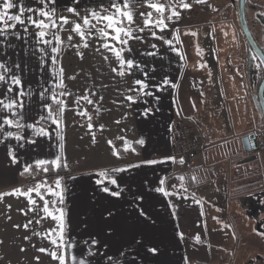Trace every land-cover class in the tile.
Listing matches in <instances>:
<instances>
[{
  "label": "crops",
  "instance_id": "1",
  "mask_svg": "<svg viewBox=\"0 0 264 264\" xmlns=\"http://www.w3.org/2000/svg\"><path fill=\"white\" fill-rule=\"evenodd\" d=\"M165 1L171 4L164 13V16H168L171 7L177 9L172 5L173 0H148L149 3ZM13 2L17 6L22 4L25 9L54 8L56 12L66 11L68 7L88 12L101 11L110 5V0H55L54 4L46 6L40 0ZM189 5L192 9L187 20H193L194 23L184 28L185 31L181 33L184 40L177 38L182 22L171 19L165 20L167 27L163 31L151 28V31L163 39L153 38L146 29L144 32H135L143 38L142 42L129 40L128 45L123 46L122 57L134 59L141 65L140 69H133L131 75L126 72L121 77L112 72L111 69L118 65L99 68L95 60L104 54L105 49L91 46L90 57L95 60L89 69V76L85 83L75 85L72 101L67 100L68 96L64 97L67 110L62 115L60 127L57 128L51 121L44 124L49 132L47 137L35 136L32 129L17 130L5 126L4 131L14 134L19 131L26 138L24 141H17L14 137L5 138L4 131H0V140L3 141L0 143V209L3 208L0 210V251L4 252L0 255V261H47L52 256L54 245L50 241L57 237L48 234L57 227V221L47 217L42 211L44 201L51 202L47 190L49 184L42 187L45 191L41 194L44 196L43 200L36 192L31 193V198L36 202L33 205L29 204L27 195L18 194L15 190L26 193L30 188L26 180L19 178L25 166L35 165L34 162L39 159L51 161L57 156L62 157L63 117L65 122L74 121L78 125L85 121L91 123L92 128L89 131L95 140L108 139L116 144L117 139L131 138L133 150L132 156L113 159L103 170L117 181L116 185L99 175L103 171H97L90 166L67 168L66 174L59 176L63 184V188L58 191L63 196L61 209L65 213V238L73 245L71 249H63L67 264H73L72 256H76L77 260L86 258L91 264H110L107 256H113V264H186V261H197L193 255L195 253H199L204 261H222L235 239L221 218L218 208L226 185L229 197L228 217L237 238L236 245L243 249L245 245L254 243L252 225L238 217L242 209L234 202L236 184L247 178L248 163L236 164L244 155L240 143L244 135L238 132L225 135L224 124L213 104L214 94L210 89L211 77L207 74L209 71L203 62L204 53L198 54L196 43V30L202 25L210 26L219 20L218 0H201L199 3L197 0H189ZM9 11L10 14H18V7ZM129 11L134 15L133 29L143 26L146 17H142L140 13L152 12L153 21L160 18V14L148 8L142 0H132ZM28 15L33 14L25 12V17ZM208 17L211 22L207 24L196 22ZM36 31L28 26L26 34L23 26L17 25L14 30H10L7 40L0 38V61L21 77L23 89L30 93L25 98L23 110L25 123H33L44 112L41 105L48 97L40 99L39 93L43 88L63 91V88H55L59 83L58 63L54 65L48 56L36 52L37 48L43 47L35 43ZM52 31L59 34L58 29ZM13 33L19 34L21 39H17ZM25 36L27 40L24 39ZM165 41H170V44ZM112 43L115 44V41ZM152 44L157 47L152 48ZM115 46L121 48L119 44ZM17 64L20 65L19 70L14 67ZM53 69H56L55 74ZM136 79L149 84L147 90L153 94L143 96L128 91L129 88L138 87L133 83ZM165 79L169 83L162 88ZM156 85H160L159 90ZM7 86L0 83V95ZM178 94L179 98L175 100ZM126 95L135 96L136 103L130 104L126 101ZM84 96L93 103L89 104L84 99L76 102L77 98ZM81 112L87 115H80ZM4 115L10 114L0 113V116ZM174 120L188 123L192 128V135L201 139L205 146L213 147L225 142L230 144L223 148L221 157H209L204 150L194 165L179 167L180 160L172 157L170 124ZM31 139H35L36 143L27 142ZM162 139L163 142H160ZM140 140L144 142L142 145L138 143ZM144 160H158L163 163L142 164L141 161ZM136 164L140 166L128 167ZM113 168L127 170L112 172ZM201 172L204 174L203 178L194 182V176ZM166 177L170 178V188L164 190L171 195L156 191L157 188H163L161 180ZM98 180L103 182L98 184ZM105 186L112 191H119L121 195L113 197L101 191ZM245 208L247 210V205ZM57 209L59 207L49 204V210L56 215L59 214ZM37 220L40 222L37 223ZM29 221L32 223L29 224ZM180 221L184 222L186 233L195 236L192 241L190 239L191 243L184 237ZM26 224L27 228L24 227ZM93 238L99 241L92 249L99 250L95 258L87 256ZM85 241L89 244H85ZM41 248L46 251H40ZM150 248H155L156 251L149 252ZM212 250L216 251V258L214 252L211 255Z\"/></svg>",
  "mask_w": 264,
  "mask_h": 264
},
{
  "label": "snow or ice",
  "instance_id": "2",
  "mask_svg": "<svg viewBox=\"0 0 264 264\" xmlns=\"http://www.w3.org/2000/svg\"><path fill=\"white\" fill-rule=\"evenodd\" d=\"M142 2L150 9L155 10L156 13L160 14V18L156 21L152 20V12L148 13H140L142 17H146L143 20V26H137L133 29V25L135 24L134 15L129 9L132 6V0H110V5L108 8H103L101 11L92 10L86 13L84 16H81L80 13L77 11L75 7H68L66 11L71 13L74 17H76L79 22L70 21L67 16H60L58 19L60 24L58 25L56 22L55 13L56 10L51 8L49 10H45L44 8L40 9H32L27 8L25 9L24 6L21 4L17 6L13 0H0V38L3 40H7V36L10 30H14L17 25L23 26L24 32L28 33V26L35 28L37 31L34 33V39L36 45H42L43 47L37 48L36 52L41 53L43 56H48L51 60L52 64L58 63V57L61 54V46L63 45V41L61 37L57 34L56 31H52L54 29H63L64 25H68L72 23L71 32L77 34L81 41H83V46L85 48L88 47L87 40L94 35L98 34L99 38H102L105 43L102 44V47L110 52H112L118 61V67H114L111 69L112 72L116 73L117 75L123 77L125 73L131 75L133 69H140L141 65L138 64L134 59H125L122 57L121 53L123 51V46L128 45L129 40H139L143 41V38L136 35L135 32H144L146 29L150 31V34L155 39H163L162 36L158 37L156 32L151 31V28H159L160 31H163L167 24L165 20H171L173 16H178L179 14L173 10L171 15L164 16V13L170 5H165L162 3H149L148 0H142ZM197 2H201V0H197ZM40 3L43 5L54 4L55 0H40ZM181 6L183 8H189L190 5L186 3H182ZM14 7H18V14H10L11 9ZM114 10V11H113ZM25 12L32 13L33 15H28L25 17ZM34 17H42L41 18H34ZM95 21L96 23H93ZM102 24L103 27L97 28V25ZM95 30V31H93ZM15 34V33H13ZM17 39H21L19 34H15ZM51 38H48V37ZM27 40V36L24 37ZM68 40H72V36H68ZM115 41V44L121 45V48H117L115 44L112 43ZM165 43H169L170 41H165ZM152 48H156V44L151 45ZM49 50L51 55H49ZM99 50V49H98ZM128 51H131V48H128ZM175 51V49H173ZM35 55V53H33ZM145 53H142V55ZM147 55H155V53H146ZM77 55H81L82 53H77ZM105 60L108 59L107 56L104 57ZM41 65L43 66V61H41ZM14 67L19 70L20 65H14ZM53 73H56V69H53ZM59 73L62 75L63 69H59ZM147 76V73H144ZM74 78V77H73ZM0 83L7 84L6 90L3 91L2 95H0V113L7 112L10 115L0 116V131H4L5 126L16 128L17 130L20 129H32L33 133L37 137H47L49 132L47 128L44 126L48 121H51L52 124L56 125L57 128L60 127L62 123V115L67 110V104L65 103L64 97L71 95L67 91H58V90H50L49 88H43L42 91L39 93L40 99L44 100L45 96L48 97L47 101H45L41 107L44 109V112L41 113L38 118L34 120L33 123H25L23 117V110L25 108V98L26 96L30 95V93L26 92L23 89L22 80L19 75L13 73L12 68H9L4 62L0 61ZM134 85L138 87L129 88L128 91L135 92L138 94H142L143 96H150L153 93L148 91L147 89L150 87L145 81L136 79ZM164 84L169 83L167 79L163 81ZM157 89L159 90L160 85H156ZM56 89L64 88L62 79L60 82L55 85ZM15 93V95H10ZM50 93V95H49ZM79 99H84L87 103H93L92 100H89L87 96L77 98V103ZM102 99V98H101ZM126 101L130 104L136 103L135 96L126 95L124 97ZM50 101V102H49ZM145 111H148L147 109ZM46 113V114H45ZM80 115H87V113L81 112ZM91 120V117H89ZM43 122V123H42ZM89 129L92 128V124L89 123L87 125ZM103 126H101L102 128ZM5 138L14 137L17 141H24L26 138L19 134V131L14 134L12 132L4 131ZM3 141L0 140V143ZM27 142L35 144L36 140L31 139ZM94 142V141H93ZM139 144H143V140L138 141ZM111 144V141H109ZM22 146V145H21ZM11 155V152L9 153ZM113 155H118L117 152H113ZM172 159V158H167ZM13 162L15 163V157H13ZM35 167L37 170H42L45 173L49 171H54L55 169L60 168L61 166L67 167L66 163L62 164L61 157L57 156L55 159L48 161L44 159L36 160ZM142 164L147 165H155L157 163H163V161L158 160H144L141 161ZM47 165H51L52 168L47 167ZM140 164L136 165H129L128 167H139ZM32 169V165H27L23 169L22 175L24 173H29ZM126 168H113L112 172H123L126 171ZM100 176L109 179V182L113 185L117 184L115 179L109 177L107 171H103L99 173ZM183 180V177L179 178ZM102 180H98L97 183H102ZM55 188H48V192L51 195L58 197V201H44V205L42 211L46 214L47 217H51L53 220L57 221V227L52 229L51 232L48 234L56 235V239H52L50 242L56 248L59 249H71L72 243L67 242L65 238V226H64V211L62 209H57L56 211L59 213L58 215L54 214L52 211L49 210V204L51 203L53 206L58 203H63V196L59 189H61V180L57 178L55 180ZM164 181L161 180V184ZM45 185L41 182H37L34 187L29 188L26 193L20 192L19 189L15 190L16 193L21 195L28 196V202L30 205L35 204V200L31 198V193L36 192L40 199L43 200L44 196L41 195L40 189ZM101 191L108 193L113 197H119L121 193L119 191H112L108 187H103ZM156 191L162 192L165 195H171V193L165 192L164 188H157ZM32 210L31 208L29 209ZM141 215H144L141 212ZM111 216V213H109ZM37 223L40 221L37 220ZM32 221H29L31 224ZM25 228L28 227V224L24 225ZM39 235V233H37ZM27 239V237H25ZM85 244H89L88 241L84 242ZM99 243L96 239H91L87 256L95 258L99 254V250L92 251L93 248ZM40 251L44 252L46 249L41 248ZM149 252H155V248L148 249ZM53 259H58L60 264H65V256L63 254L57 255V252L51 253ZM123 255V253H121ZM107 261L110 264H113L114 258L113 256H107ZM73 264H91V261L86 258H80L77 260L76 256H72ZM99 264V262H98Z\"/></svg>",
  "mask_w": 264,
  "mask_h": 264
},
{
  "label": "flooded vegetation",
  "instance_id": "3",
  "mask_svg": "<svg viewBox=\"0 0 264 264\" xmlns=\"http://www.w3.org/2000/svg\"><path fill=\"white\" fill-rule=\"evenodd\" d=\"M218 5L220 18L210 27L218 59L220 84L226 97L232 94L246 99L253 120L254 140L250 139V150L244 151L239 159L257 158L248 163L247 178L241 183H246L243 184L242 195H249L264 191V150L258 149L253 143L257 139L264 142V118L259 103L260 94L264 101V0H218ZM204 26L196 30L198 54L204 53L200 48L205 35ZM207 74L210 76L209 72ZM242 108L247 111L243 102ZM238 217L251 223L254 243L249 245L252 250L245 253L246 257L240 256L238 251L231 256L230 248L227 261L264 264V224L256 226L251 219L247 221L244 210L239 212ZM234 242L237 244L236 237Z\"/></svg>",
  "mask_w": 264,
  "mask_h": 264
},
{
  "label": "rangeland",
  "instance_id": "4",
  "mask_svg": "<svg viewBox=\"0 0 264 264\" xmlns=\"http://www.w3.org/2000/svg\"><path fill=\"white\" fill-rule=\"evenodd\" d=\"M182 3L189 4V0H173L172 5L174 4L177 9L172 8L169 11L170 15L172 14V11L175 10L179 15L173 16L172 20H180L182 23V27L178 28V39H183V33L186 29V27L191 26V24L194 23V21L189 22L187 20L191 7L189 8H183L181 6ZM162 4L170 5V3H167L166 1ZM169 8V7H168ZM81 16H84L86 13H88L87 10H77ZM67 16L70 21H76L79 22V20L74 17L71 13H68L67 11H58L55 13V18L58 20L57 24H60L59 17L60 16ZM196 22H201L203 24H207L211 22V18H205L203 20H198ZM93 23H96L93 21ZM184 25V26H183ZM187 25V26H185ZM103 27L102 24L97 25V28ZM72 23H69L68 25H64L63 29H59V36L61 37L62 41L64 42L61 46V54L58 57V71L60 68L63 69L62 75L59 73V82L62 79L63 81V91H67L71 95L68 96L67 100L70 102L74 98V88L75 85L78 83H85L86 78L89 76V69L93 66L92 61L95 60L90 57V47H96L97 46L100 49H104L102 47V44L105 43V41L102 38L98 37L97 35H94L93 37L89 38L87 40L88 47L85 48L83 46V41H81L80 37L71 32ZM185 28V29H184ZM188 29V28H187ZM95 31V30H93ZM180 34V35H179ZM72 36V40H68V36ZM186 35V34H184ZM185 48V47H184ZM183 48V49H184ZM77 53H82L81 55H77ZM184 54H186V50L184 51ZM107 56L108 59L105 60L104 57ZM187 58V57H185ZM98 62L99 68L107 67H114L118 65V61L116 60L115 56L112 54H109L108 50L105 49V52L103 55H100L96 60ZM74 77V78H73ZM166 84H162V88H165ZM179 94L175 96V100H178ZM67 103V102H66ZM64 129H63V138H62V144L64 146V153L62 154L61 161L62 164L66 163L67 168L71 169H78V168H86V167H92L96 168L97 171H103L105 169V166H107L109 163L113 161V159L118 160V158H125L128 156L133 155V150L131 149L132 140L131 138H123V139H117L116 144H109L108 139H94V137L91 136V133L89 131V128L87 127L88 121L81 122V125L76 124L74 121H64ZM162 127L160 126V131ZM162 136V135H161ZM94 141V142H93ZM160 142H163V139L160 140ZM230 142L221 143L217 146L213 147H205L206 153L209 157L215 156V157H221L224 153V147L227 148L229 146ZM120 148L124 155H120L117 151V149ZM117 152L118 155H113V152ZM127 155V156H126ZM264 158V156H263ZM68 162V163H67ZM70 164V165H68ZM179 167H183V164L181 161H178ZM70 172V171H69ZM198 174L194 176L193 181H198L199 179L203 178L202 174ZM59 178V176H56L52 182L47 186L48 188H55V180ZM60 179V178H59ZM61 188H63V184L61 182ZM60 190V189H59ZM49 197L51 201H57V197L51 195L49 192ZM172 197V196H170ZM55 208L59 207L61 209V203H56ZM0 210H3L0 209ZM181 229L184 234V237L188 241V243H191L192 239L195 238V236L192 237V235H189L185 231V225L184 222L181 223ZM192 237V238H190ZM191 239V241H190ZM233 245H231L232 248ZM251 246H247L246 248L243 247L239 248L235 247V252L238 251V254L240 256L246 257L247 254L245 253L250 252L252 248ZM53 252H57V255L63 254L65 256V264H67L66 255L64 253L63 249H57L56 246L52 247ZM213 250L211 252V255H213ZM4 252L0 251V255H2ZM216 251L214 252V258L217 257L215 255ZM224 256L225 261H204L202 257L200 258L199 253L193 254L197 261H186V264H240L238 261H227L229 251L226 252ZM196 255V256H195ZM199 255V256H197ZM244 262V261H243ZM0 264H60L58 259H53V257H49L47 261H0ZM242 264V263H241Z\"/></svg>",
  "mask_w": 264,
  "mask_h": 264
},
{
  "label": "water",
  "instance_id": "5",
  "mask_svg": "<svg viewBox=\"0 0 264 264\" xmlns=\"http://www.w3.org/2000/svg\"><path fill=\"white\" fill-rule=\"evenodd\" d=\"M241 22L243 23L242 18H241ZM203 29L205 35L201 40L202 42L201 49L204 51L203 62L205 63L206 68L209 71L211 77L210 89L213 91L214 94L213 104L218 109V114L222 119V122L224 124V130L226 131L227 134H231L232 132L247 134L241 138V143L243 150L245 152H248L250 150L249 141L250 139L254 140L255 133H253V120L252 117L250 116L246 99L244 97H242V99L240 97H235L232 94H230L229 97H226L224 95V92L220 84L218 59L213 44L212 29L210 26H204ZM262 86L263 85H261V88ZM242 102L246 106L247 111L243 110ZM259 103L264 118V101L261 94H260ZM245 113L247 115H245ZM253 143L255 145L256 141H253ZM255 159L257 158L255 157V158L242 159L236 162V164L240 165V164L250 163ZM242 188H243V184L241 183L236 184L234 202L240 209L244 210L247 221L251 219L256 226H258L259 223L264 224V191L258 193H252L249 195H242L243 194L241 193ZM228 200H229L228 188L226 185L223 190V198L220 201L218 208L221 211V218L225 221L228 229L231 231L233 237L235 238L236 235L233 231L232 224L228 217V207H229ZM245 205H247V210L245 208ZM260 216L263 217L259 219ZM235 247H236V242L233 243V246L231 248L230 251L231 256L234 255Z\"/></svg>",
  "mask_w": 264,
  "mask_h": 264
},
{
  "label": "built area",
  "instance_id": "6",
  "mask_svg": "<svg viewBox=\"0 0 264 264\" xmlns=\"http://www.w3.org/2000/svg\"><path fill=\"white\" fill-rule=\"evenodd\" d=\"M172 141V157L179 159L186 166L195 164L198 156L205 150L204 142L192 135L191 126L181 120H174L170 124ZM257 148L264 150V142L256 140Z\"/></svg>",
  "mask_w": 264,
  "mask_h": 264
},
{
  "label": "trees",
  "instance_id": "7",
  "mask_svg": "<svg viewBox=\"0 0 264 264\" xmlns=\"http://www.w3.org/2000/svg\"><path fill=\"white\" fill-rule=\"evenodd\" d=\"M194 15V12L192 11V16ZM183 40V39H182ZM118 153L120 155H124L123 151L118 148L117 149ZM47 167L52 168L51 165H47ZM66 168L61 166L58 169H55L54 171H49L48 173L43 172L42 170H37L35 165H32V169L30 170L29 173H24L23 175L20 173L19 174V178L21 180H26L27 181V186L32 188L35 186V184L37 182H41L45 185L50 184L52 182V180L56 177V176H63L66 174ZM164 183H163V188L165 190L170 188V178L166 177L164 178ZM24 188L22 187L21 190H23ZM40 193L44 194L45 191L43 188L40 189Z\"/></svg>",
  "mask_w": 264,
  "mask_h": 264
}]
</instances>
